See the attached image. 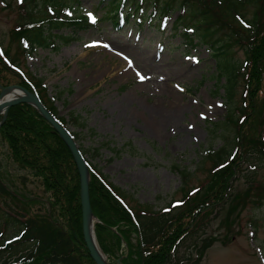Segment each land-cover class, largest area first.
Returning a JSON list of instances; mask_svg holds the SVG:
<instances>
[{"label": "trees", "instance_id": "16d2710c", "mask_svg": "<svg viewBox=\"0 0 264 264\" xmlns=\"http://www.w3.org/2000/svg\"><path fill=\"white\" fill-rule=\"evenodd\" d=\"M23 2V15L18 17L8 37L10 46L16 44L13 57L0 47V86L17 85L31 92L67 127L66 120L58 115L45 94L44 79L25 72L18 57L23 62V57L35 48L57 51L62 45H68L74 39L73 34L61 36L53 32L84 29L88 27L87 18L80 14L72 18L59 14L62 9L78 7L80 0ZM100 3L104 7L103 19L113 27L118 26L116 14L122 8L140 20V11L146 4L152 7L149 19L164 21L179 12L176 26L189 27L190 21L194 29V35L179 34L183 42L192 45L197 41L210 46L214 52L215 80H225L222 86L230 104L243 80V106H235L224 122L211 124L214 132L221 134L231 129V139L220 150L208 148L199 156L194 172L205 176L195 187L191 188L188 182L193 173L174 166L182 186L186 182L188 185L181 187L182 198L171 200L160 211L149 204L129 205L127 194L112 185L95 165L87 163L90 206L98 220L94 224L95 237L108 264H200L206 251L220 240L215 236H199L205 235L210 217H216L220 226L224 224L229 230L235 212L248 206L259 208L264 203L261 177L264 171V0H100ZM230 46H238L243 51L242 63L235 64L228 58ZM259 96L263 104L254 103ZM248 108L252 114L246 113ZM235 114L243 118L241 123ZM81 119L78 115L71 118L73 127L83 128ZM244 123L248 133L243 130ZM70 135L77 141L76 132L70 131ZM0 146V161L12 164L22 173L19 176L22 184L30 176L41 182L46 195L42 203L46 202L49 207L44 213L29 215L25 221L15 219L9 210L4 226L12 223L18 231L12 234L13 239L0 242V264H95L82 242L78 173L69 150L51 126L29 105L17 104L7 110L0 126ZM79 150L84 156L86 150L80 144ZM240 180L246 183L243 190L236 186ZM0 194L13 198L1 182ZM3 205L9 208L4 202ZM183 248L190 250L180 254Z\"/></svg>", "mask_w": 264, "mask_h": 264}, {"label": "rangeland", "instance_id": "374dc122", "mask_svg": "<svg viewBox=\"0 0 264 264\" xmlns=\"http://www.w3.org/2000/svg\"><path fill=\"white\" fill-rule=\"evenodd\" d=\"M17 1L0 0V44L10 57L16 49L15 43H8L10 28L25 8L24 2L18 6ZM144 10L150 13L151 5ZM72 11L74 15L86 11L99 19L104 7L100 0H80ZM175 17L163 25V33L146 23L140 30L128 25L116 32L105 20L95 28L59 30L53 35L73 34L76 39L57 51L37 48L23 62L18 57L25 72L44 79L45 94L54 100L68 129L78 134L77 143L86 150V158L127 194L129 205L149 204L158 211L182 198L181 187L188 185L182 186L174 166L193 173L188 182L191 188L197 186L205 176L194 172L200 154L207 148L220 150L232 137L231 129L214 132L211 123L224 122L235 106H243V80L230 104L222 86L225 80H215L217 60L211 47L197 41L186 47L178 35L171 36ZM227 50L229 59L242 63L244 55L238 46ZM260 97L254 103H261ZM178 99L184 105L174 110ZM163 111L174 112L175 118L158 126L151 115ZM246 113L252 114L250 108ZM77 115L83 128L72 125L71 118ZM245 123L243 130L248 133ZM21 174L12 164L0 161V182L13 195L0 194V242L18 231L12 223L4 226L9 210L15 219L25 221L49 208L42 203L46 195L41 182L30 176L22 184ZM261 177L264 180V171ZM236 186L243 190L246 183L240 180ZM234 217L229 230L210 217L205 235L199 236L220 240L200 264H264V203L235 212ZM189 250L183 248L180 254Z\"/></svg>", "mask_w": 264, "mask_h": 264}, {"label": "water", "instance_id": "95a60500", "mask_svg": "<svg viewBox=\"0 0 264 264\" xmlns=\"http://www.w3.org/2000/svg\"><path fill=\"white\" fill-rule=\"evenodd\" d=\"M11 90L16 92L10 95ZM21 103L31 106L38 114H40L69 149L79 175L82 240L89 257L95 264H107L106 258L101 252L95 239L94 222L97 221V219L92 214L89 202V176L86 165L77 146L68 133L44 109L40 102H38L32 94L18 86L0 87V125L5 119L7 110L12 106ZM73 234L75 236V233ZM92 237L93 240H95V244Z\"/></svg>", "mask_w": 264, "mask_h": 264}, {"label": "bare ground", "instance_id": "6f19581e", "mask_svg": "<svg viewBox=\"0 0 264 264\" xmlns=\"http://www.w3.org/2000/svg\"><path fill=\"white\" fill-rule=\"evenodd\" d=\"M10 95L12 93H15L16 91L11 90L10 91ZM186 103V102H185ZM183 101L181 99H178V103L173 104V109L174 110H179L182 106H183ZM166 113V115H164ZM151 118L153 119V122L155 123H159V125L161 124H166L168 122H171L174 118H175V113L171 112V111H163L162 113L159 112H155L154 114L151 115ZM93 240V237H92ZM94 244H95V240H93Z\"/></svg>", "mask_w": 264, "mask_h": 264}, {"label": "snow or ice", "instance_id": "6c2138e0", "mask_svg": "<svg viewBox=\"0 0 264 264\" xmlns=\"http://www.w3.org/2000/svg\"><path fill=\"white\" fill-rule=\"evenodd\" d=\"M89 16H90V18L92 19V21L95 22V17H93V16L91 15V13H89ZM141 79L143 80L144 77H141Z\"/></svg>", "mask_w": 264, "mask_h": 264}]
</instances>
